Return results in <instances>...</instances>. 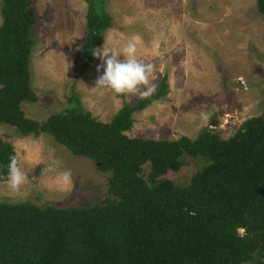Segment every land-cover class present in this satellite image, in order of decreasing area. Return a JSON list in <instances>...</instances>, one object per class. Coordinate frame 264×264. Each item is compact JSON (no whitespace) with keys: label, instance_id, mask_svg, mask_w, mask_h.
<instances>
[{"label":"trees","instance_id":"1","mask_svg":"<svg viewBox=\"0 0 264 264\" xmlns=\"http://www.w3.org/2000/svg\"><path fill=\"white\" fill-rule=\"evenodd\" d=\"M86 2L81 70L112 21L106 0ZM256 5L264 15V0ZM0 13V122L21 134L49 133L110 172L107 194L89 205L0 201V264H264V111L227 137L208 127L194 138L129 136L133 112L167 94L165 74L153 94L124 102L108 122L75 93L44 120L27 117L21 104L36 99L30 84L36 9L33 0H2ZM183 153L203 162L180 185L163 174L182 165ZM14 154L0 136V181Z\"/></svg>","mask_w":264,"mask_h":264},{"label":"rangeland","instance_id":"2","mask_svg":"<svg viewBox=\"0 0 264 264\" xmlns=\"http://www.w3.org/2000/svg\"><path fill=\"white\" fill-rule=\"evenodd\" d=\"M33 3L30 84L36 99L22 102L25 116L44 120L65 108L75 93L96 119L108 122L124 102L139 98L94 88L102 74L97 72L101 61L94 56L81 70L86 0ZM105 8L112 21L96 48L106 40L122 55L135 37L137 58L155 65L150 80L157 84L166 74L169 85L164 97L133 112L132 127L125 131L129 136L194 138L208 127L227 137L247 117L264 111V15L256 0H106ZM0 136L13 144L27 177L18 191L11 190L7 180L0 181V201L82 206L107 194L110 172L87 156L73 154L51 134H21L14 125L0 122ZM202 162L183 153L182 165L163 176L186 184ZM66 170L72 174L68 185L60 179ZM149 170L150 163H144L145 178Z\"/></svg>","mask_w":264,"mask_h":264},{"label":"clouds","instance_id":"3","mask_svg":"<svg viewBox=\"0 0 264 264\" xmlns=\"http://www.w3.org/2000/svg\"><path fill=\"white\" fill-rule=\"evenodd\" d=\"M136 53L135 37L123 48L122 55H118L105 40L101 48H96L92 52V55L101 61L97 66V72L102 70V74L95 81L94 88L107 89L117 95H138L141 99L153 94L156 84L150 80V77L154 75L155 65L138 59ZM201 115L207 119L205 114ZM9 161L7 184L11 190L18 191L27 177L19 167L18 155L10 156ZM71 177V171L66 170L61 173L60 179L64 185H68L71 183ZM237 232L243 236L245 229L238 228Z\"/></svg>","mask_w":264,"mask_h":264},{"label":"water","instance_id":"4","mask_svg":"<svg viewBox=\"0 0 264 264\" xmlns=\"http://www.w3.org/2000/svg\"><path fill=\"white\" fill-rule=\"evenodd\" d=\"M211 123H213V124H214V123H215V121H213V120H212V122H211Z\"/></svg>","mask_w":264,"mask_h":264}]
</instances>
